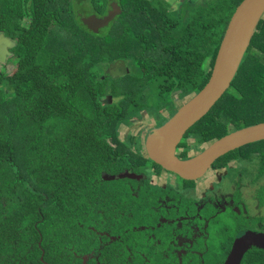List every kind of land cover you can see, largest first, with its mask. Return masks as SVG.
I'll return each instance as SVG.
<instances>
[{"label": "trees", "instance_id": "obj_1", "mask_svg": "<svg viewBox=\"0 0 264 264\" xmlns=\"http://www.w3.org/2000/svg\"><path fill=\"white\" fill-rule=\"evenodd\" d=\"M242 1L186 0L173 9L153 0H0V32L18 43L14 70L0 69V264H223L237 236L264 231V218L239 202L253 187L264 207V141L220 158L216 168L237 159L241 177L231 181L228 168L229 185H216L226 193L199 201L187 181L185 193L155 186L154 161L136 138L119 140L142 111L206 86ZM113 3L122 13L108 32L83 23ZM116 60L127 75L105 71ZM260 122L264 19L229 89L186 134L182 157L188 138L204 145ZM194 223L210 235H195ZM241 264H264V250L253 246Z\"/></svg>", "mask_w": 264, "mask_h": 264}, {"label": "water", "instance_id": "obj_2", "mask_svg": "<svg viewBox=\"0 0 264 264\" xmlns=\"http://www.w3.org/2000/svg\"><path fill=\"white\" fill-rule=\"evenodd\" d=\"M111 6V10L103 18L91 15L83 17V23L97 33L122 13L116 3ZM263 17L264 0H243L235 8L226 26L208 83L150 136L147 149L153 161L166 170L177 173L183 179L195 181L203 178L212 165L225 154L264 141V122H260L234 130L214 140L203 152L193 158L182 159L178 155L179 144L187 132L213 109L229 89ZM17 44L14 39L6 36L5 32L0 33L1 63H6L8 58L13 56L11 49ZM121 177L138 178L131 173ZM253 246L264 250V232L247 231L238 237L224 264H241L246 252Z\"/></svg>", "mask_w": 264, "mask_h": 264}, {"label": "flooded vegetation", "instance_id": "obj_3", "mask_svg": "<svg viewBox=\"0 0 264 264\" xmlns=\"http://www.w3.org/2000/svg\"><path fill=\"white\" fill-rule=\"evenodd\" d=\"M161 1H164V2H166L170 7L172 6L173 7V9H178L179 8V6H181L182 4H184L185 3V1L186 0H161ZM188 2L190 1V2H198L199 0H187ZM0 33H2V32H0ZM7 36V35H6ZM9 37V36H8ZM11 38V37H10ZM13 39V38H12ZM16 41V40H15ZM17 42V41H16ZM14 49V48H13ZM13 49H11V52L13 53V56H14V52H13ZM9 58H12V56L11 57H9ZM9 58H8V60H9ZM8 60H7V62L6 63H8ZM5 64V63H4ZM129 70H130V68L127 66V64L125 63V61L124 60H116V61H114V62H112L111 64H110V66L107 68V70H105V71H107V72H109L114 78H117V77H122V76H125V75H127L128 73H129ZM192 96H194V95H191V97ZM110 98V97H109ZM181 99H184V98H181ZM180 98H177L176 100H174L173 101V103L172 104H170L169 105V107L168 106H164L161 110L159 109V110H157V109H153V111H151V112H149V111H142L141 113H140V117H135L134 119H133V125H131V126H121V128H120V136H119V140L121 141V142H123V143H125V142H128V141H130L132 138H136V142H137V145H141L142 147H143V150H142V155L146 158V159H151V157H150V155H149V152H148V149H147V144H148V140H149V138H150V136L155 132V130L157 129V128H159V127H161L163 124H165L178 110H179V108H181L184 104H180V100H181ZM110 100H111V98H110ZM190 100V99H189ZM188 100V101H189ZM187 101V102H188ZM173 111V112H172ZM150 122V123H149ZM188 133V132H187ZM185 137H186V135L184 136V138L183 139H185ZM183 139H182V141H183ZM189 139H194V138H188L187 139V142L189 141ZM182 141H181V143H182ZM196 141L194 140V143H190V144H192V147L194 146V145H198L197 143H195ZM211 142H213V141H211ZM211 142L210 143H207L208 145H207V147L211 144ZM181 143L179 144L180 146H179V148H178V155L180 156V158H182V159H190V158H193V157H195L196 155H198V154H196V155H192L191 153H189V156H188V158H184V157H182V153L184 152V148L181 146ZM189 143V142H188ZM206 147V148H207ZM205 148V149H206ZM240 149V148H239ZM191 150H192V148H191ZM191 150L189 151V152H191ZM236 150H238V149H236ZM204 151V150H203ZM202 151V152H203ZM235 151V150H234ZM200 154V153H199ZM222 158V157H221ZM152 160V159H151ZM219 160V159H218ZM217 160V161H218ZM217 161L212 165V167H211V169L208 171V173L210 172V171H218V170H222V169H226V174L225 175H223V180L220 182V183H217V184H221V183H223V182H226L227 180H226V178H224V176H226L227 175V169L228 168H230V169H232V170H234L231 174V177L229 178L231 181H232V179L233 180H237V179H239L240 177H241V175L239 174V176H238V172L236 171V169H237V167H239V165H240V162L237 160V159H232V160H230L228 163H227V167H220V168H216L215 167V164L217 163ZM231 162H234L235 163V166H231V167H229V163H231ZM126 173H131V174H135V175H137V180H143L144 179V175H141V174H139V173H137V172H126ZM125 173V174H126ZM207 173V174H208ZM206 174V175H207ZM106 175V174H105ZM122 175H124V174H122ZM206 175L204 176V177H206ZM154 176V177H153ZM153 176H151V179H152V182L154 183V185L155 186H161V187H163V188H165V189H167V188H170V187H174V188H180L181 190H179L181 193H185V190H184V188H186L187 187V185H186V181H187V184L188 185H193L194 187H195V192H194V197L197 199V200H199V201H204L205 200V198L206 197H208V195L209 194H211V193H213V192H215L216 194H219L216 190H217V187H216V185L217 184H215V186H214V189H212L211 191H209L208 192V194L207 195H205V196H202V197H200L199 195H198V190H197V182L199 181V180H201V179H203V178H201V179H199V180H195V181H189V180H186V179H183L180 175H178L177 173H174V172H171V171H168V170H166L165 168H163L161 165H159L158 163H156L155 161H154V174H153ZM170 176H174L175 178H176V181L175 182H172L171 180H169L170 179ZM105 177H107V176H105ZM123 178V177H122ZM124 178H130V177H124ZM131 179H135V178H131ZM155 179H156V181H155ZM166 180V182H167V184L165 185V186H162L158 181H161V180ZM158 180V181H157ZM190 182V183H189ZM227 184L229 185V183H228V181H227ZM231 184V183H230ZM248 188H251V187H248ZM222 189H224L223 187H220L219 188V192H220V190H222ZM252 193H253V191H252ZM253 199V198H252ZM258 200V199H257ZM255 201V200H254ZM256 203H257V201H256ZM257 206L259 207V205H258V203H257ZM260 208V207H259ZM264 208V207H263ZM248 212H250V213H252L250 210H247ZM252 215H256L255 213L254 214H252ZM258 216V215H257ZM259 217H261V216H259ZM182 218H184V217H182ZM262 218H264V217H262ZM192 228L193 229H195L196 230V232H195V235H200V236H204L205 237V235H210V233L208 232V225H202V224H196V223H194L193 225H192ZM247 231H257V230H253V229H248V230H246L245 232H247ZM244 232V233H245ZM257 232H264V231H257ZM243 233V234H244ZM242 236V235H241ZM182 238L181 239H183V240H185V241H187V242H193V240L192 241H189V240H187L186 239V237H185V235L184 236H181ZM238 237H240V235L239 236H237L236 238H235V240L238 238ZM234 240V241H235ZM234 241H233V243H234ZM232 246H233V244H232ZM232 248V247H231ZM250 248H252V247H250ZM249 248V249H250ZM259 248V247H258ZM248 249V250H249ZM230 251H231V249H230ZM230 251H229V253H230ZM248 252V251H247ZM246 252V253H247ZM229 253H228V255H229ZM228 255H227V257H228ZM245 256V255H244ZM204 257H205V255L204 254H201V259H204ZM227 257H226V259H227ZM244 258V257H243ZM226 259H225V261H226ZM243 260V259H242ZM224 261V262H225ZM242 262V261H241ZM224 264V263H223Z\"/></svg>", "mask_w": 264, "mask_h": 264}, {"label": "rangeland", "instance_id": "obj_4", "mask_svg": "<svg viewBox=\"0 0 264 264\" xmlns=\"http://www.w3.org/2000/svg\"><path fill=\"white\" fill-rule=\"evenodd\" d=\"M116 1H118V0H116ZM124 1L125 0H121V2H124ZM153 2H154L153 6H156L157 8H161L163 6L164 7L167 6V3L164 2V1H161V0H153ZM263 19H264V17H263ZM109 28H110V25L104 31L108 32ZM14 68H15V64L11 61V58H9L8 63L4 64V63L0 62V69H2V70L5 69L7 72L11 73L14 70ZM190 98H191V96L190 97H185L184 99L180 98L181 99L180 100V104L181 105L185 104ZM188 142L189 143H194V139H189ZM207 145L208 144L197 145V146L194 145L192 147V150H191L190 153L192 155L199 154L203 150H205ZM231 166H235V163L234 162L229 163V167H231ZM225 174H226V169H222V170H218V171H210L206 175V177H204L203 179H201V180H199L197 182L198 195L200 197L207 195L209 191L214 189L215 184L220 183L223 180V175H225ZM169 180H171L172 182H175L176 178L174 176H170ZM155 181H156V179H155ZM262 181H263V184H264V176L262 177ZM158 182L162 186H165L167 184L166 180H164V179L161 180V181H158ZM252 189H253V187L251 189L248 188V187H245V188L242 189L243 196H242L241 200L239 201V202H243L242 205H241L242 206L241 209H243L244 211L250 210L252 212L251 214L255 213L258 216L264 217V208H259L257 206L256 201H254V199H252ZM233 190H234V188L231 189V191H233ZM225 193L226 192L223 189L220 190V194H225ZM230 204H231V202H230ZM255 230L259 231L261 229L255 228Z\"/></svg>", "mask_w": 264, "mask_h": 264}]
</instances>
